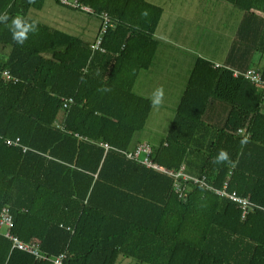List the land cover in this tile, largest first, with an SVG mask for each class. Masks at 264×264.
Segmentation results:
<instances>
[{"label":"trees","instance_id":"trees-1","mask_svg":"<svg viewBox=\"0 0 264 264\" xmlns=\"http://www.w3.org/2000/svg\"><path fill=\"white\" fill-rule=\"evenodd\" d=\"M211 1L241 15L223 65L195 59L150 160L169 171L183 167L214 190L230 172L227 192L254 209L242 216L236 203L182 180L178 199L175 179L125 157L141 144L132 139L153 107L133 87L153 64L160 6L78 0L110 20L103 52L93 53L90 44L27 16L44 0H0L9 16L0 22V50H8L0 58V210L9 209L12 236L37 243L48 258L64 254V264H264L261 94L233 76L264 56V0ZM17 16L36 23L23 44L12 38ZM258 71L264 80V65ZM68 98L73 104L61 113ZM16 139L18 146L5 144ZM221 151L228 160L217 163ZM0 264L51 263L11 251L0 236Z\"/></svg>","mask_w":264,"mask_h":264},{"label":"rangeland","instance_id":"rangeland-1","mask_svg":"<svg viewBox=\"0 0 264 264\" xmlns=\"http://www.w3.org/2000/svg\"><path fill=\"white\" fill-rule=\"evenodd\" d=\"M72 3L74 0H68ZM154 5H161L164 9V15L162 16L159 27L157 28L161 37H163L161 44L174 46L179 45L188 49L187 52H182L184 54V62H189L192 65V61L196 57L206 59L210 62H218L223 65V54L226 53L229 46V39L232 32V24L236 22L240 13L231 9L230 12L227 10H222L220 3H216L211 0H148ZM226 6V5H224ZM58 14V15H57ZM30 19L40 24L49 26L54 29H64L61 26V22L58 20H66L70 24V30L73 36L79 38L80 30L79 25L85 24L86 37L85 39H90L92 34L98 29L100 20L94 16L92 13L82 12L71 7L62 6L56 4L54 0H44V5L40 10H31L28 15ZM49 19L53 20L50 21ZM58 19V20H57ZM68 30V29H64ZM167 43V44H166ZM6 50H0V58L4 57L7 53ZM178 52V51H177ZM222 61V62H221ZM166 72L171 76L174 72L172 64L166 65ZM164 70V71H165ZM163 71V72H164ZM143 72V71H142ZM141 73V72H140ZM176 74L173 76L178 77ZM140 82V79H136ZM153 83L156 84L155 78H153ZM177 81V80H176ZM167 84L162 88L163 97L161 102L152 107L150 115L148 117V125L139 133H136L132 139V143L136 142H156L165 135L168 129L171 117L173 116L172 110H167V120L158 116L160 109L170 108L167 105L175 103L176 99L168 95ZM137 89H135V92ZM157 91V89H156ZM164 107V108H163ZM159 108V109H158ZM166 114V112L164 111ZM162 120L163 127L158 131H155L152 121ZM155 118V119H154ZM166 123L164 125V121ZM151 124V125H150ZM152 127V128H151ZM161 136V137H160ZM142 144V143H141ZM120 264H134L131 260H120Z\"/></svg>","mask_w":264,"mask_h":264},{"label":"built area","instance_id":"built-area-1","mask_svg":"<svg viewBox=\"0 0 264 264\" xmlns=\"http://www.w3.org/2000/svg\"><path fill=\"white\" fill-rule=\"evenodd\" d=\"M60 5L71 7L75 10L92 13L89 8L83 7L78 4V0H74L72 3H69L68 0H56ZM100 18V26L99 31L96 35L95 40L90 44V50L94 52H103L101 48V41L103 35L106 32V29L109 26V18L106 14H101ZM240 75L245 81L249 82L251 85L257 87L262 91L264 94V80L261 77V74L258 70L254 68H249L246 72L242 74L234 73V77ZM3 78L6 81H13L16 82L15 79H12L8 72L2 73ZM73 104V100L71 98L63 99L61 103V113H66L69 107ZM238 134L241 133V130L237 131ZM19 140L16 139L14 142L6 141L5 144L7 146H18ZM151 148L148 144H139L134 151L127 152L125 157L128 160L140 162L146 168L153 169L157 172H161L173 179H175V184L173 185V191L178 199H184V187L180 186L178 183L179 180H182L185 183L191 184L192 186H199L206 191L214 192L219 197H225L233 203H236L242 211V216H245L247 212H250L254 209V206L247 198H240L236 195V193H228V179L231 173H228L227 181L223 183L221 190H214L210 186H208L205 182V178L201 179H194L186 176L183 173V167L180 168L179 171H169L164 169L163 167L157 166L153 164L150 160ZM13 226L12 216L9 212L7 207H3L0 210V236H3L11 243V251L17 250L28 254L31 256L35 261H49L51 264H64L65 255L60 254L54 258H48L43 253H41L39 246L37 243H24L17 239L16 237L11 235V229Z\"/></svg>","mask_w":264,"mask_h":264},{"label":"crops","instance_id":"crops-1","mask_svg":"<svg viewBox=\"0 0 264 264\" xmlns=\"http://www.w3.org/2000/svg\"><path fill=\"white\" fill-rule=\"evenodd\" d=\"M224 5L225 4H223V2L220 3V7L223 6V7H221L222 10H224V11L227 10L228 12H230L232 8L230 6H228V5H226V6H224ZM157 6L161 7V5H157ZM163 15H164V9H163ZM238 17L239 18H237L236 22H234L232 24V32H231V37L229 39L230 40L229 41V45H230V43L232 41V38L234 36L235 30H236V27H237V25L239 23L241 15H239ZM49 20L52 21V23H53L52 19H49ZM58 21L61 22L62 28L68 29V30H64V29H59V30L55 29V30H58V31L63 32L65 34H67V35L73 36L72 32L69 31L71 29L69 27L70 26L69 22L66 21V20H58ZM78 27H79V30H80V34H79V38L78 39L81 40L84 43L91 44L96 38L99 26H98V29L95 31V33L92 34L90 39H85V37H86L85 24L82 23V25L81 26L79 25ZM52 29H54V28H52ZM154 36H155L156 40L158 41V47H157V50H156V53H155V58H154L153 64L150 67V69L139 73L137 78L140 79V82L138 80H137V83L135 82L134 87H133V91L135 92V89H137L136 90L137 92H135L136 94H138V95H140V96H142L144 98H147V99H149V100H151L153 102V100L155 98L154 94L156 93V89L157 90L158 89H163L164 90L165 88H162V87L167 84L168 86H167L166 89L168 90V92H167V96L166 97H168V95H170L172 97L174 96L173 98L176 99L174 104L171 102L170 103L171 105H167L170 108L166 107L165 109H162V110L160 109V112L158 113V116H160L161 119L165 118L167 120V116H168L167 110H169V111L172 110L173 116H174V113H175V110H176V108L178 106L179 100L181 99V97L183 95V92H184V89H185V86H186V82H187L188 77L190 75V72H191V69L193 67L194 61H195L196 58H200V57L194 58L193 61H192V65L189 62H186V61L184 62V57H183L184 54L182 56L181 51L183 53L184 52L188 53L189 52L188 49H185L184 47L179 46V45H175V47H174V46H170V45L161 44V41H162L163 37H161V35H160V33L158 32L157 29H156V32H155ZM74 37H76V36H74ZM226 53H227V51H226ZM226 53L223 54L222 61H224ZM211 63L215 67L222 66L221 63H218V62H215V63L211 62ZM168 64H172V67H169L168 70L170 68L174 69V72H173V74L171 76L169 75V73L166 72L167 70H165L167 68L166 65H168ZM263 65H264V56L255 55L254 61H253V65L250 68H254L256 70H259V69L262 68ZM176 74H178L179 76L175 77L173 79V76L176 75ZM153 78H155V82L154 83H156V84H151L154 81ZM259 91H260V94H261L260 112L262 114H264V94L262 93V91L260 89H259ZM153 106L155 108L157 107V106L154 105V103H153ZM164 111L166 112V114L164 113ZM173 116L171 117V121L173 119ZM155 118H156V115H155ZM166 120L164 121V125L166 123ZM147 121H148V118H147ZM147 121H146V124H145L144 128L147 127V125H148ZM151 124L153 125V128L155 129V131H158L159 129H161L163 127L162 126L163 125L162 120H160V119L157 120V118H156V121L153 120ZM170 124H171V122H170ZM167 130H166V132H167ZM165 135H166V133H165ZM165 135H163L162 138H160L158 141L153 142V143L148 142V141L147 142L146 141H143V142L139 141V142L140 143H144V144H148V146H150V148H152L153 146H156L160 142V140L164 138ZM236 135H240V136L244 135L245 138L248 137L247 134H244L243 130H241L240 134H238L236 132ZM136 144H138V142H136Z\"/></svg>","mask_w":264,"mask_h":264},{"label":"clouds","instance_id":"clouds-1","mask_svg":"<svg viewBox=\"0 0 264 264\" xmlns=\"http://www.w3.org/2000/svg\"><path fill=\"white\" fill-rule=\"evenodd\" d=\"M9 19V16L7 14V12L4 13H0V22H4L7 21ZM26 19H24L23 17H19L17 16L16 18H14L12 20V38L13 40H15L18 44H23L24 40L27 38L26 37V33L29 31H36V23L32 22L31 25H29L28 23L25 22ZM154 100L153 103L158 105L161 102V99L163 97V89H158L156 91V93L154 94ZM228 160V156L227 153L224 151H221L216 159V162H222V161H227Z\"/></svg>","mask_w":264,"mask_h":264}]
</instances>
